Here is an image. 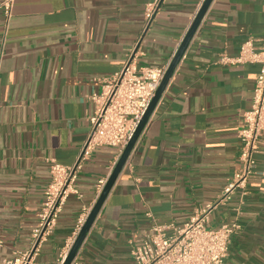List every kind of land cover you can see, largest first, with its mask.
I'll return each mask as SVG.
<instances>
[{
	"label": "crops",
	"instance_id": "obj_1",
	"mask_svg": "<svg viewBox=\"0 0 264 264\" xmlns=\"http://www.w3.org/2000/svg\"><path fill=\"white\" fill-rule=\"evenodd\" d=\"M156 2L153 17H145ZM202 0H15L0 9V264L35 250L60 264L84 208H92L118 159L95 148L46 237L37 242L54 161L77 162L95 113L93 94L133 58L138 69L170 62ZM264 37V0H212L72 264H135L132 241L152 225L183 226L216 202L240 169L238 138L258 64H224ZM246 193L211 213L210 226L243 229L224 264H264V148Z\"/></svg>",
	"mask_w": 264,
	"mask_h": 264
},
{
	"label": "built area",
	"instance_id": "obj_2",
	"mask_svg": "<svg viewBox=\"0 0 264 264\" xmlns=\"http://www.w3.org/2000/svg\"><path fill=\"white\" fill-rule=\"evenodd\" d=\"M204 1L200 3L194 19ZM14 3L15 0H0L6 27L11 19ZM156 6V2L148 4L145 13L147 20L153 17ZM219 61L224 64L259 65L252 104L250 109L243 113L242 126L238 132L241 142V167L225 187L220 199L196 209L183 226L160 223L152 211L148 210L146 216L152 222L150 229L131 242L135 264H224L229 256L233 238L243 229L238 219L211 227L210 216L221 202L231 199L236 190L240 189L245 194L248 183L259 171L256 155L260 146L264 148V37L261 46H256L255 40L249 38L242 42L236 55L222 54ZM170 62L161 67L145 66L138 69L132 58L120 72L110 78L101 94H93L96 110L89 118L90 130L77 162L66 166L54 161L50 166L52 180L46 190L41 222L34 232L37 242L49 235L68 197L78 193L76 183L79 169L93 150L99 146L116 147L119 159L154 98ZM106 181L99 182L100 190ZM91 209L84 208L75 237L67 242L60 257V264H63ZM35 254L33 249L7 260L6 263L35 264Z\"/></svg>",
	"mask_w": 264,
	"mask_h": 264
},
{
	"label": "water",
	"instance_id": "obj_3",
	"mask_svg": "<svg viewBox=\"0 0 264 264\" xmlns=\"http://www.w3.org/2000/svg\"><path fill=\"white\" fill-rule=\"evenodd\" d=\"M212 0H205L204 3L202 4V7L200 8L199 12L197 13L195 19L193 20L190 28L188 29L186 35L184 36L176 54L174 55L172 61L170 62L167 71L159 85L158 90L156 91V94L154 98L152 99L148 109L146 110L143 118L141 119L136 131L134 132L132 138L130 139L129 143L127 144L126 148L124 149L123 153L119 157L115 167L109 174L107 181L101 190L94 206L92 207L85 223L83 224L78 236L76 237L72 248L70 249L68 255L66 256L63 264H72L73 261L75 260V257L84 242L87 233L89 232L91 226L93 225L97 215L99 214L103 204L105 203L117 177L123 170L133 148L135 147L139 137L141 136L145 126L147 125V122L157 104L159 101L164 89L167 86V83L169 82V79L171 78L173 72L175 71L178 63L180 62L189 42L191 41L194 33L196 32L197 28L199 27L205 13L207 12Z\"/></svg>",
	"mask_w": 264,
	"mask_h": 264
},
{
	"label": "trees",
	"instance_id": "obj_4",
	"mask_svg": "<svg viewBox=\"0 0 264 264\" xmlns=\"http://www.w3.org/2000/svg\"><path fill=\"white\" fill-rule=\"evenodd\" d=\"M230 248L232 249L233 248V245L231 244Z\"/></svg>",
	"mask_w": 264,
	"mask_h": 264
},
{
	"label": "rangeland",
	"instance_id": "obj_5",
	"mask_svg": "<svg viewBox=\"0 0 264 264\" xmlns=\"http://www.w3.org/2000/svg\"><path fill=\"white\" fill-rule=\"evenodd\" d=\"M230 253V252H229Z\"/></svg>",
	"mask_w": 264,
	"mask_h": 264
}]
</instances>
